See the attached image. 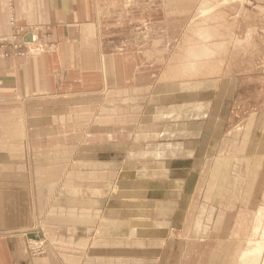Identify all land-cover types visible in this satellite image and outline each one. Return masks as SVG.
Instances as JSON below:
<instances>
[{
  "label": "rangeland",
  "instance_id": "obj_1",
  "mask_svg": "<svg viewBox=\"0 0 264 264\" xmlns=\"http://www.w3.org/2000/svg\"><path fill=\"white\" fill-rule=\"evenodd\" d=\"M13 2L6 0L10 28L0 33V59L51 51L52 42L37 34L46 26L17 23ZM89 2L103 51L128 57L119 69L129 89L68 77L66 90L85 93L26 106L32 115L56 105L60 130L41 141L20 136L12 158L32 168L57 165L41 171L40 183L59 179L63 197L84 192L128 202L131 227L149 217L137 234L145 236V227L162 245L146 248V264H264V0ZM19 115L9 122L22 128ZM236 151L251 158L214 163ZM46 247V232L27 236L28 259Z\"/></svg>",
  "mask_w": 264,
  "mask_h": 264
},
{
  "label": "crops",
  "instance_id": "obj_2",
  "mask_svg": "<svg viewBox=\"0 0 264 264\" xmlns=\"http://www.w3.org/2000/svg\"><path fill=\"white\" fill-rule=\"evenodd\" d=\"M13 4L17 23L46 26L37 34L52 42L54 48L36 57L0 59V264H27L28 260L38 264H146L148 260L143 258L146 248L153 245L158 252L162 245L160 236L147 232L145 227V236L137 234L136 225L150 223L149 217L133 220L131 227L128 202L100 201L84 192L80 196L74 193L63 197L62 183L57 189L59 179L40 183L45 179L41 171L57 165L37 163L32 168L24 158L23 163L21 158L17 164L9 152L21 151L20 136L32 134L39 136L41 141L44 133L60 130L61 127L53 120H59L63 110L59 112L56 105L49 109L38 106L32 115L26 106L31 101L37 102V99L52 100L85 93L72 92V87L66 90L64 85L68 77L80 79L84 86L106 85L112 91H128L129 87L122 86L125 78L119 69V65L123 68L127 65V55L122 53L119 57L116 52L103 51L98 23L89 0H14ZM7 19L6 0H0V33L9 30ZM115 71L120 75L117 76ZM83 106L89 105H80ZM14 110L20 114L22 128L16 122H9L10 118L17 116L13 115ZM68 110L73 111L69 107L66 108ZM85 111L89 114L88 109ZM26 118H31L33 126ZM68 118L66 115L64 120ZM39 122L52 124L34 128L37 127L34 123ZM35 146L36 149L45 147L43 144ZM238 154V151L231 156L222 154L214 159V163L217 161L219 164L222 160L247 162L251 158L242 153L239 157ZM18 156L22 153L19 152ZM75 170L79 171L73 167L70 171L77 172ZM71 179L76 180V176H71ZM76 186L78 191H83L81 184ZM46 187L50 193L43 195ZM63 198L71 203L64 205ZM154 202L159 203L160 200ZM152 218L151 222L160 224L155 215ZM42 232L47 235L46 253L28 259L27 236H37Z\"/></svg>",
  "mask_w": 264,
  "mask_h": 264
},
{
  "label": "built area",
  "instance_id": "obj_3",
  "mask_svg": "<svg viewBox=\"0 0 264 264\" xmlns=\"http://www.w3.org/2000/svg\"><path fill=\"white\" fill-rule=\"evenodd\" d=\"M10 14H11V11H10ZM12 33H13V31H12ZM12 33H9V34H6V35H9L10 36V34H12ZM26 39L33 40V35L31 33H28ZM42 242H43L42 239L41 240H34V241L31 242V244H33V246H36L38 244H41Z\"/></svg>",
  "mask_w": 264,
  "mask_h": 264
},
{
  "label": "bare ground",
  "instance_id": "obj_4",
  "mask_svg": "<svg viewBox=\"0 0 264 264\" xmlns=\"http://www.w3.org/2000/svg\"><path fill=\"white\" fill-rule=\"evenodd\" d=\"M253 252H254V251H253ZM255 252H256V251H255ZM256 253H257V252H256ZM247 254H248V253H247ZM251 254H252V252H251L250 254L246 255V253L244 252V253L242 254L243 257H242V256H241V257L244 258L245 256H250ZM254 255H255V254H254ZM252 256H253V255H252Z\"/></svg>",
  "mask_w": 264,
  "mask_h": 264
}]
</instances>
